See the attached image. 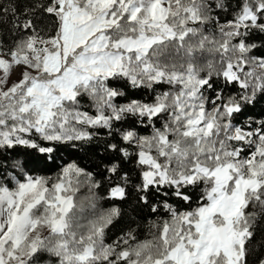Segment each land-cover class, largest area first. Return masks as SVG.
Segmentation results:
<instances>
[{"label":"snow or ice","instance_id":"1","mask_svg":"<svg viewBox=\"0 0 264 264\" xmlns=\"http://www.w3.org/2000/svg\"><path fill=\"white\" fill-rule=\"evenodd\" d=\"M0 264H264V0H0Z\"/></svg>","mask_w":264,"mask_h":264},{"label":"trees","instance_id":"2","mask_svg":"<svg viewBox=\"0 0 264 264\" xmlns=\"http://www.w3.org/2000/svg\"><path fill=\"white\" fill-rule=\"evenodd\" d=\"M83 162H84L85 164L89 163L87 159H85Z\"/></svg>","mask_w":264,"mask_h":264}]
</instances>
